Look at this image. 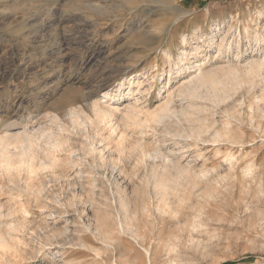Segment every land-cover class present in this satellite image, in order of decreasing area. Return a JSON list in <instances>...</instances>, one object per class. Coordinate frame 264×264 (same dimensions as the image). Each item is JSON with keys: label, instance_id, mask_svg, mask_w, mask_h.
I'll return each instance as SVG.
<instances>
[{"label": "rangeland", "instance_id": "rangeland-1", "mask_svg": "<svg viewBox=\"0 0 264 264\" xmlns=\"http://www.w3.org/2000/svg\"><path fill=\"white\" fill-rule=\"evenodd\" d=\"M219 35L231 49L213 62L208 42ZM263 48L264 0H1L0 264H264V74L252 84L244 74ZM117 64L132 69L106 67ZM194 65L223 82L214 101L177 92ZM91 92L118 108L105 123L84 107ZM197 106L210 127L202 139L188 137L182 116ZM224 122L235 144L210 143ZM47 135L61 145L43 143ZM20 138L36 149L17 168ZM177 164L190 178L168 210L150 177L176 174ZM104 212L113 215L108 237L96 230Z\"/></svg>", "mask_w": 264, "mask_h": 264}, {"label": "bare ground", "instance_id": "bare-ground-1", "mask_svg": "<svg viewBox=\"0 0 264 264\" xmlns=\"http://www.w3.org/2000/svg\"><path fill=\"white\" fill-rule=\"evenodd\" d=\"M128 1H130V0H127V2ZM139 1H145L146 3L147 2H154V3L163 2L165 4H167V3L170 4V3H173L175 0H139ZM100 7L101 6H99V5L98 6L97 5H88V8L87 9L88 10H92V11L94 10L95 12L99 10L101 12V10H100L101 8ZM115 15H117V14H115ZM116 20H117V17L116 16H114V17H112L110 19L107 18V22H109V23H114V22H116ZM92 25L94 27L97 26V23H96L95 20L92 21ZM218 30L219 29H217V31ZM225 38H226V35H224V36L223 35H219L217 37L218 42H217V40H214L213 37H211L209 39V42L208 43H210L211 46H214V48H216V56H215L214 60L211 59V61L213 60V62H215L216 59L219 58L220 55L223 53V51L224 52L225 51L227 52V51H229L231 49L230 48L231 47L230 43L229 44L226 43L225 42ZM66 43L67 42L64 41V39H63L62 44L59 45V47L65 46V45L67 46L69 44V43L68 44H66ZM187 44H188V42L186 41V39L183 38L182 39V43H181V47L184 49ZM208 47H210V46H208ZM201 49H202L201 47H198V48L194 49V52H193L194 54L193 55H200ZM260 49L261 48L259 47V50ZM263 51H264V48L262 49V52ZM180 54H181V56H180L181 58L182 57L185 58L188 55V53H186L184 50H182V52H180ZM257 54H258L257 52L254 53L252 55L251 59L244 65V68H245L244 74H246V79L251 84L255 80V78L260 77L262 74H264V56L263 57L258 56L257 58L254 57ZM204 61H205V63L204 64H201L203 67L204 66H207L206 59H204ZM119 64H122V63H119ZM201 65H194L195 67L194 66L193 67L189 66V67L186 68V70L194 69V72H197V73L195 75H193V74H191V73L188 72L187 73L188 76L185 78L186 80L184 82H182V84H180V88H179V90L177 92L180 95L183 94L184 97H185V99L187 98L188 100H191V101H193V100H203V99L214 101L215 99H217L220 96L221 92L223 91L222 90V86L224 84H223L222 81H219L217 79L216 72H215L214 69H210V70H207V71H202V68L203 67H201ZM106 67H108L111 70L110 71L111 73L114 72V71H119V69H121L123 71L124 70H128V69H132V65H130V64H127L126 66H123V65H119L118 66V64H117L116 67H113V66L112 67L111 66H106ZM221 69H223V67H221ZM227 69L230 72H234V68H232V67H227ZM132 74L133 73H131V75ZM228 75H232V74H228ZM105 81L108 82V83H110V82L115 81V79H112L111 77H108V78H106ZM253 85H254V83H253ZM120 86H122V84ZM119 89H120V87L119 88H116L115 89V93L118 92ZM201 89H202V91L204 89L205 90L204 91L205 93L204 92L202 93L201 92ZM119 93L121 94V91ZM91 96H92V92L91 93H86V95H82V102H84V107L89 112V115H90L92 121L95 120L97 123H105L114 113H116L118 111V108H116V107H111L109 105H105L106 103H108V101H112L113 100V98H109L108 97L109 94H104L103 97H102L103 98L102 101H92L91 100ZM258 100L260 101V99H258ZM190 107L192 108V107H194V105L193 106H190ZM161 110L162 111H166V112H170V107H169V105H167V103H165L164 106L161 108ZM202 110H203L202 108H200L199 106H197L195 108V113H193V114H188V113L182 112V116H183L184 120L189 124V131H188L189 133L188 134H190V135L188 137H193V136L201 137L203 134L209 132V130H210L209 128L210 127L207 126V122L204 119L199 118V116H198L199 113L202 112ZM65 115H67L70 118V121H73V122L76 121L77 118H78V115H77L76 110L75 109H72V108L69 109V110H67L65 112ZM125 116L128 119L130 118V114H127V112L125 113ZM226 124H228V123H226V122L222 123V127L220 128V130H218L215 133H212L211 134L213 136L211 138L210 143L213 142L215 144L216 142H225V143H229L230 145H234L235 144L234 140L236 138L234 139V134L232 132L228 131V129L226 127ZM178 134H180V133H178ZM179 136H181V138H182V135H179ZM201 139H202V137H201ZM203 141H204V139H203ZM205 142H207V141H205ZM33 143L34 142H33L32 139H23V138L22 139L21 138L18 139V143L17 144L19 146H15L16 148H19V154L16 153L18 155V158H19V165H18V167L16 166L17 168H19L20 165H22V166L26 165L27 166L28 159L29 158L30 159L31 158L33 159V156H35L34 153H35L36 147L34 149V147H33L34 144ZM43 143H45L48 146H51L53 149L54 148H57V147H59L61 145V143L59 141H57L56 138L54 136H52V135H47L45 137V139H43ZM173 145L176 146L177 143L173 142ZM146 148L147 147L146 146H142V144L141 145L139 144V147L138 148L136 147V149L139 150V152L143 154V158L146 155L145 153H147ZM152 149H154V148H152ZM148 150H149V148H148ZM154 153H158V152L154 151ZM153 156H155V155H153ZM141 157H142V155H141ZM16 161H17V159H16ZM31 161L33 162V160H31ZM12 162H13L12 161V156H8L6 158V160H5V166H6V168L12 166ZM15 163H13V164H15ZM177 165H175V166H177ZM47 167H48V165L46 166L45 163L44 164L41 163L39 165V169H45ZM183 168L184 167H181V166L178 165L175 168V169H178V173H176V174H171V173H168L166 171L165 172L164 171L163 172L161 171V174H159L160 172H158L159 175H156L155 172H151V177H150L151 179L150 180L153 183V191H154L155 195H157L159 197V200H160L161 204L163 205V207L164 208H167L168 210H171L170 205L168 203L170 196H174L176 199H178V201L182 202V199L180 198V194L181 193L179 194L180 190L178 191V189L181 188L180 187L181 185H179V182H180V179L181 178H184V179H187L188 177L190 178V175L186 172L187 170L185 168H184L185 169L184 170ZM162 169H163V167H162ZM30 170L32 171L33 168H30ZM202 176H205V175H202ZM120 199L121 198H119L118 200H120ZM119 203L121 204V202H119ZM120 208H121L122 212L124 213L125 218L127 220H129L130 222L133 221L136 218L134 214L133 215L131 214L129 208L125 205V203L121 204L120 205ZM147 208L145 206H142L140 208V211H142V213H145L147 211ZM135 214H137V211H136ZM130 215H132L133 217H131ZM98 217H100V218H98ZM98 217H96V221H97L96 222V226H97L96 227V230H97V232L99 234L103 235L104 237L110 236L112 230L109 229L110 227H109L108 222L111 221V220H113L112 219L113 218V215L111 214V212H104L102 217L101 216H98ZM134 223H136V222H134ZM4 244H5L4 239L2 238V235L0 233V247L1 246H5ZM144 252L147 253L146 250H144Z\"/></svg>", "mask_w": 264, "mask_h": 264}]
</instances>
